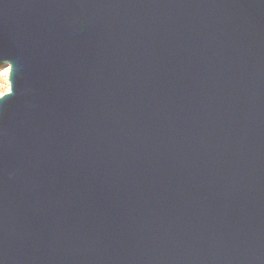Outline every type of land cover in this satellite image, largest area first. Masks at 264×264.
Here are the masks:
<instances>
[{"label": "water", "instance_id": "water-1", "mask_svg": "<svg viewBox=\"0 0 264 264\" xmlns=\"http://www.w3.org/2000/svg\"><path fill=\"white\" fill-rule=\"evenodd\" d=\"M0 264H264V0H0Z\"/></svg>", "mask_w": 264, "mask_h": 264}, {"label": "rangeland", "instance_id": "rangeland-1", "mask_svg": "<svg viewBox=\"0 0 264 264\" xmlns=\"http://www.w3.org/2000/svg\"><path fill=\"white\" fill-rule=\"evenodd\" d=\"M9 67L7 65L0 67V96L9 89L8 82Z\"/></svg>", "mask_w": 264, "mask_h": 264}]
</instances>
